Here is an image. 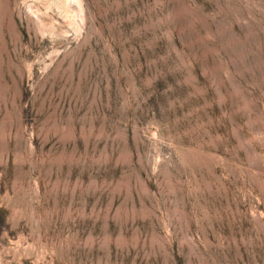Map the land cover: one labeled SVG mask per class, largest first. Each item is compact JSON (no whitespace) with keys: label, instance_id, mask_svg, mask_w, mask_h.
Returning <instances> with one entry per match:
<instances>
[{"label":"rangeland","instance_id":"374dc122","mask_svg":"<svg viewBox=\"0 0 264 264\" xmlns=\"http://www.w3.org/2000/svg\"><path fill=\"white\" fill-rule=\"evenodd\" d=\"M0 264H264V0H0Z\"/></svg>","mask_w":264,"mask_h":264}]
</instances>
